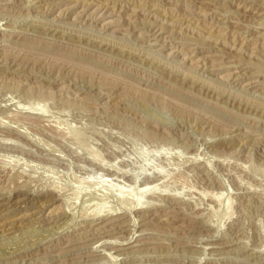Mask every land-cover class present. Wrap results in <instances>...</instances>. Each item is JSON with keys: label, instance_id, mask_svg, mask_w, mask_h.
<instances>
[{"label": "rangeland", "instance_id": "rangeland-1", "mask_svg": "<svg viewBox=\"0 0 264 264\" xmlns=\"http://www.w3.org/2000/svg\"><path fill=\"white\" fill-rule=\"evenodd\" d=\"M0 264H264V0H0Z\"/></svg>", "mask_w": 264, "mask_h": 264}, {"label": "bare ground", "instance_id": "bare-ground-1", "mask_svg": "<svg viewBox=\"0 0 264 264\" xmlns=\"http://www.w3.org/2000/svg\"><path fill=\"white\" fill-rule=\"evenodd\" d=\"M147 217V220H146V222H151V221H153L154 220V218L153 217H151V216H146ZM145 219V218H144ZM114 223H117V222H112V224H114ZM111 224V225H112ZM108 225H110V224H107V226ZM129 244V243H128ZM136 245V244H135ZM130 247H132V246H128L127 248H130ZM120 249H125V248H120Z\"/></svg>", "mask_w": 264, "mask_h": 264}]
</instances>
